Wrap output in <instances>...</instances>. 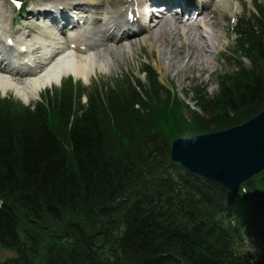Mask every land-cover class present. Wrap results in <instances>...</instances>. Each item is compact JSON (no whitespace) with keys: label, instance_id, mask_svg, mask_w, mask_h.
Returning a JSON list of instances; mask_svg holds the SVG:
<instances>
[{"label":"trees","instance_id":"16d2710c","mask_svg":"<svg viewBox=\"0 0 264 264\" xmlns=\"http://www.w3.org/2000/svg\"><path fill=\"white\" fill-rule=\"evenodd\" d=\"M261 25L239 32L242 49L264 60ZM69 90L34 111L0 100V247L17 253L3 264H36L47 219L64 225L66 245L48 247L45 264H249L216 228L224 205L239 206L232 195L166 162L175 136L231 127L263 110L259 72L226 76L218 98L199 92L204 115L194 112L193 128L152 69L145 84L95 93L84 108ZM255 186L261 207L246 217L264 222V173L248 184Z\"/></svg>","mask_w":264,"mask_h":264},{"label":"bare ground","instance_id":"6f19581e","mask_svg":"<svg viewBox=\"0 0 264 264\" xmlns=\"http://www.w3.org/2000/svg\"><path fill=\"white\" fill-rule=\"evenodd\" d=\"M212 1L213 4H216V8L217 5H220V8L230 11L233 15L241 9L237 0H210V4ZM69 2L87 3L92 7H97L100 4V8L104 10L101 23L106 28L108 41L118 46L119 54L130 55L132 44L122 45V42L117 41L112 31L116 23L122 20H124L123 23H127L124 10L132 7L128 0H69ZM142 3L147 2L143 0ZM209 6L204 8L203 12ZM35 15L32 13L31 17L34 18ZM192 21V18L185 22L181 19L164 20L142 37L143 42L148 43L147 41H149L153 53L157 54L167 68L173 69L178 76L184 75L186 71H198L200 75L207 74L213 63L211 57L218 49L223 48L222 35H216L211 29L209 32L212 35H204ZM211 26H214V23H211ZM33 27L36 30L28 28L33 32L30 39H28L30 35H26L23 28L22 32L13 33L16 36L15 47L8 48L7 41L4 40L11 38L7 35L11 33L10 24L0 9V62L8 63L10 70L3 75L0 74V92L3 94L11 90L26 104H30L34 102L40 91L47 87H53L55 84H61L59 82H62V77L65 75L72 74L75 78H82L88 82L92 73L106 71L108 67L106 58H111L112 52H109L107 57L95 51L96 49L93 52L90 49L84 52L80 48L79 37L75 34L63 37L60 34L61 31L47 22L33 25ZM222 30L224 31V29ZM84 35L91 40L92 30L85 29ZM166 35L172 38V43L167 49L165 47ZM72 43L78 44L76 48L72 46ZM99 44L97 43V45ZM22 46L26 47V52L21 49ZM174 51L178 54L174 55ZM204 56L205 59H203ZM179 63L183 65L181 69L177 68ZM30 65L35 66L32 73L27 69ZM209 75L212 76L211 73Z\"/></svg>","mask_w":264,"mask_h":264},{"label":"rangeland","instance_id":"374dc122","mask_svg":"<svg viewBox=\"0 0 264 264\" xmlns=\"http://www.w3.org/2000/svg\"><path fill=\"white\" fill-rule=\"evenodd\" d=\"M52 0H33V4L40 5L42 2H49ZM255 0H243L242 6L239 12V19L238 21L242 19H248L252 18L254 15L258 14V11L256 10ZM259 2H264V0H259ZM0 9L3 11V14L7 15L8 18H12L13 12L11 10V5L6 3L4 0H0ZM229 11H225L222 9L220 11V15L215 14V21L216 27L219 26V28H216L215 31H218L222 35V43L225 47L224 49H220V56L216 57V54L211 57V62H213L209 67L208 75H200L198 71H186L184 75H176V72L172 69L169 70L164 64L157 54L153 53L151 47L149 44L146 43V45H143L144 42L141 40L135 43H132L134 45V51L131 55H112L111 60H109V65L113 66V71L109 77L100 75V76H94L90 82L89 85L83 86L85 88L86 95L89 92L94 91L95 89L102 90L103 93L105 91H109L107 87L108 85H116L118 81L116 80L117 74H123V77L125 75H132L136 78H142L145 81V74H144V67L145 64L150 65L153 69H155L158 72L160 81L166 86V89L171 91L172 96L178 95L179 99L183 103H187L192 110H195L198 114H200L199 109L197 108V104L195 103V96H194V89L195 87H201L205 88L206 92V98H218L220 93V86L219 81L222 76L226 74H234L237 70L235 69V57L237 55L235 54V47H234V39L236 37L234 32H230V23H229ZM33 23V22H32ZM18 28V27H17ZM16 28V29H17ZM224 28L225 32L222 34V29ZM226 35V38L224 37ZM170 38V37H169ZM165 47L167 49L168 45L170 44V41L167 39L165 40ZM169 42V43H168ZM110 46V50H111ZM106 54V52H104ZM177 52H174V55H177ZM180 57V56H179ZM214 58V59H213ZM232 58V59H231ZM205 59V56L203 57ZM247 66L250 67V64L246 62ZM182 64L179 63L177 65L178 69L182 68ZM215 71V72H213ZM213 72V73H212ZM212 74V76H209V74ZM117 81V82H116ZM105 85V87H104ZM105 88V89H104ZM116 88L117 85H116ZM59 89V88H56ZM55 91V90H54ZM10 97V94L8 95ZM85 100V97H83ZM13 99L18 100L16 97ZM19 101V100H18ZM241 120H244V116L241 117ZM62 226L64 229V225L62 223L53 222L49 219L46 220V223L44 224L42 233L43 239L45 240L47 238V235L54 234L56 232H61ZM41 233V234H42ZM61 244V243H60ZM59 244V245H60ZM58 245V246H59ZM62 247V246H61ZM246 251H249L253 257L260 256L258 259L260 264H264V252L260 250L255 249V245L253 243L247 244L245 247ZM15 256V251L10 250H2L0 251V263L3 260H7L11 257ZM39 261V260H38Z\"/></svg>","mask_w":264,"mask_h":264},{"label":"water","instance_id":"95a60500","mask_svg":"<svg viewBox=\"0 0 264 264\" xmlns=\"http://www.w3.org/2000/svg\"><path fill=\"white\" fill-rule=\"evenodd\" d=\"M173 164L237 190L264 170V110L243 125L174 140L168 159Z\"/></svg>","mask_w":264,"mask_h":264}]
</instances>
